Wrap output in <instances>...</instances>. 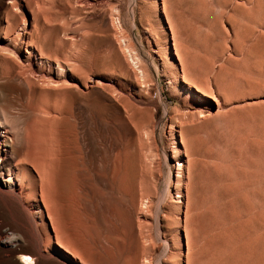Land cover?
<instances>
[{
    "label": "rangeland",
    "instance_id": "rangeland-1",
    "mask_svg": "<svg viewBox=\"0 0 264 264\" xmlns=\"http://www.w3.org/2000/svg\"><path fill=\"white\" fill-rule=\"evenodd\" d=\"M100 1L0 0V141L48 156L46 264H264V0Z\"/></svg>",
    "mask_w": 264,
    "mask_h": 264
},
{
    "label": "bare ground",
    "instance_id": "bare-ground-1",
    "mask_svg": "<svg viewBox=\"0 0 264 264\" xmlns=\"http://www.w3.org/2000/svg\"><path fill=\"white\" fill-rule=\"evenodd\" d=\"M96 1L98 3V1L100 0H84V2ZM6 37L0 36V45L7 42ZM25 52H29V48L26 49ZM74 106L76 107L75 111L70 114V117L72 118V121L69 123L70 129H68L67 131L65 130L60 144L57 143L58 141H60L59 139L56 142L58 146H54L56 148L54 157L64 167L71 166L72 171L77 174L80 169L79 162L83 153L84 128L80 118L77 103H74ZM46 117L44 118V120L46 119ZM44 123L48 124L49 121H45ZM49 128L51 129V127ZM59 138H61V136ZM3 141L7 142L6 140ZM3 141H0V223L4 225L5 228L0 230V249L9 248L11 244H14L17 241L24 242V245L19 246L18 248L11 247V250L19 252L23 254L24 257L29 259L35 257V264H46V260L50 257V254L47 250V247H49V234L47 233V229H49L50 226V229L52 231L54 230V224L52 222L53 220L51 219L52 211L50 210L48 199L44 192V186L46 184L43 186V184L46 182L44 179H46L45 177L48 176V172H50L47 167L49 162L48 156L45 155L41 160L40 158L45 154L44 152V154L39 158L34 154H28V152L25 151L21 154V157H18V151H22V145L18 142L11 141L9 143V148H7L6 144H4ZM8 150L11 153V156L9 157L6 153ZM51 157L49 158V160H51ZM24 163L25 165L28 164L31 169L36 172L39 178V188L37 186H34L37 183H35L32 174H30V170H28V168L24 166ZM58 167L60 166L58 165ZM46 168L48 171L46 170ZM47 178L49 179V176ZM24 181H27L29 184H31L30 192L33 196H38L36 201L33 200V202H28L26 200L24 195L25 191L23 190V186L25 185ZM48 181L49 180H47V182ZM34 211L39 212V216L37 218H39V220L42 222V225L44 226L43 231L38 229V221L36 222ZM55 242L58 244L60 251L64 252L65 254L73 253V250L66 248L67 246H62L57 241ZM58 254L65 264H72L62 257L63 253L58 251ZM0 264H10L8 258L6 256H2L1 253Z\"/></svg>",
    "mask_w": 264,
    "mask_h": 264
}]
</instances>
